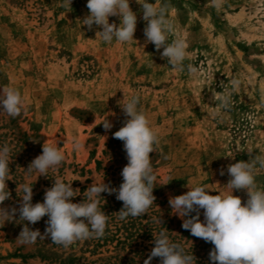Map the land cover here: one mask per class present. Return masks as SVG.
<instances>
[{"label": "rangeland", "instance_id": "rangeland-1", "mask_svg": "<svg viewBox=\"0 0 264 264\" xmlns=\"http://www.w3.org/2000/svg\"><path fill=\"white\" fill-rule=\"evenodd\" d=\"M168 3L177 29L170 42L182 38L188 44L183 70L160 58L163 49L145 46L146 22L136 0L130 3L138 14L135 40L123 44L105 43L96 36L100 29L82 25L89 14L87 0H72L71 7L64 0H0V86L18 89L26 102L16 118L0 112V147L9 145L13 160L7 181L12 198L3 206L18 208L23 193L16 188L30 182L32 203L43 202L55 178L80 189L74 203L84 199L93 181L119 188L128 161L123 142L113 133L126 119L117 104L124 96L141 98L140 107L160 136L156 152L150 153L157 206L144 216L120 220L123 202L102 193L108 238L98 247L97 239L67 248L50 238L22 244L17 238L27 222L17 213L14 221L0 223V264H101L118 258L144 263L154 236L166 229L173 242L192 252L196 264H211L214 245L183 229L168 201L186 193V186L228 194L227 166L249 160V153H264V0H223L219 9L211 0ZM109 22L120 23L118 17ZM234 79L240 81L235 90ZM225 94L231 97L227 109L221 106ZM106 117L113 124L107 132L100 124ZM74 140L82 144L78 151ZM43 144L57 145L65 161L37 179L25 169L42 153ZM256 180L264 188V170ZM233 194L242 203L247 200L244 191ZM160 216L163 224L157 222ZM47 219L28 226L43 234ZM117 240L125 244L117 245ZM151 263L160 264V258Z\"/></svg>", "mask_w": 264, "mask_h": 264}, {"label": "clouds", "instance_id": "clouds-1", "mask_svg": "<svg viewBox=\"0 0 264 264\" xmlns=\"http://www.w3.org/2000/svg\"><path fill=\"white\" fill-rule=\"evenodd\" d=\"M130 3L131 0H87L89 14L81 20L82 25L87 26L89 31L100 29L96 36L105 43L110 44L114 40L121 44L131 42L135 40L138 14L132 10ZM136 3L141 5L142 19L146 22L145 46L151 43L157 51L163 49L160 58L166 60L171 68L183 70V62L188 58V44L182 38L170 42L177 29L175 19L169 15L168 0H155V3L136 0ZM211 3L219 9L223 0H211ZM71 5L72 0H64V6ZM110 17H118L119 25L110 23ZM188 70L195 72L191 65ZM231 83L234 90L240 86L239 80L234 79ZM140 100L138 95H132L117 101L126 117L124 125L113 133V138L123 142L128 161L121 171L123 182L119 188H114L104 180L93 181L79 203H74L72 198L81 195L80 189L73 188L71 181L55 178L53 185L45 189L43 202L32 203L34 182H30L16 188V192L23 193L18 208L3 206L6 200L12 198L7 181L11 180L10 164L13 160L9 145L0 147V223L4 225L6 221H14L18 213L19 220L27 222L17 238L20 243L31 245L37 239L50 238L52 243L67 248L80 241L103 237L109 215L100 207L102 193L115 194L116 199L123 202L118 212L120 220L148 213L155 204L153 191L157 183L150 153L156 152L160 136L140 107ZM230 103L229 94L222 96L221 106L224 109L229 108ZM25 110L26 102L18 89L0 86V112L16 118ZM100 124L106 132L113 127L107 117ZM104 138L107 139L106 136ZM81 148L80 141L74 140L73 149L78 151ZM249 156L247 161L227 166L230 177L226 184L230 190L228 194L218 192L212 195L206 186H186L189 189L186 193L169 197L172 213L183 221V229L214 245L209 253L211 264H264V188L256 180L258 172L264 170V153H249ZM64 161L65 154L57 145L43 144L42 153L25 170L28 174L35 172L37 179L48 177L49 171H55ZM220 175H225L224 168H221ZM234 190L246 192L247 200L242 203V198L233 194ZM201 210L203 221L200 219ZM45 216L48 219L43 234L39 229L33 230L28 226L35 225ZM157 222L163 224L161 216ZM152 243L154 247L144 264H151L154 258H160V264H196L192 252L173 242L167 229L155 235Z\"/></svg>", "mask_w": 264, "mask_h": 264}, {"label": "trees", "instance_id": "trees-1", "mask_svg": "<svg viewBox=\"0 0 264 264\" xmlns=\"http://www.w3.org/2000/svg\"><path fill=\"white\" fill-rule=\"evenodd\" d=\"M108 238V236L107 235H105V236H103V237H101V238H98L97 239V246L96 247H98L99 245H100V243L102 242V243H106L107 241H106V239ZM123 244H125L124 242H120L119 240H117V245H123ZM118 261V262H117ZM117 261H114V262H109V261H106L105 263H101V264H144V263H136V262H134L132 259H129V260H125V261H122V259H120V258H118V260ZM91 264H95L94 262L93 263H91ZM152 264V263H151Z\"/></svg>", "mask_w": 264, "mask_h": 264}]
</instances>
